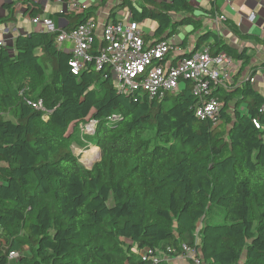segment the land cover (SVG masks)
<instances>
[{"label":"trees","instance_id":"trees-1","mask_svg":"<svg viewBox=\"0 0 264 264\" xmlns=\"http://www.w3.org/2000/svg\"><path fill=\"white\" fill-rule=\"evenodd\" d=\"M125 1L136 21L157 25L144 34L146 45L187 26L199 35L192 53L207 48L248 61L202 32L187 0ZM27 5L28 18L43 14ZM5 8L13 21L16 6ZM67 18L68 32L96 21L93 9ZM57 36L33 31L0 48V264L12 253L19 264H152L141 260L145 250L158 264H178L171 259L185 247L203 264H264V132L254 124L264 126V95L250 79L234 75L213 92L224 104L215 124L196 116L188 80L166 107L169 96L119 95L110 67L90 64L74 75ZM186 46L184 39L177 59L190 56ZM38 101L47 113L29 104ZM113 115L120 119L110 123ZM90 120L96 135L83 139L100 156L86 168L74 149L84 147L81 125Z\"/></svg>","mask_w":264,"mask_h":264},{"label":"built area","instance_id":"built-area-1","mask_svg":"<svg viewBox=\"0 0 264 264\" xmlns=\"http://www.w3.org/2000/svg\"><path fill=\"white\" fill-rule=\"evenodd\" d=\"M128 1L132 5L138 4L137 0ZM85 10L88 9L80 0H71L68 4L69 13H82ZM253 16L254 14L251 19ZM31 22L41 28L42 32L58 34V47L67 42L72 44L71 70L74 75L78 76L87 70L90 64L97 70L110 67L119 95L142 93L159 100L170 94L178 95L184 88L185 80H188L192 83L193 95L199 100L196 116L201 120L218 123L224 104L213 97V92L218 88H229L236 75L235 62L227 53L212 55L209 49L204 48L196 53L190 51L188 58L177 59L181 50L174 38L154 45L145 44V31L142 24L134 19L131 10L119 22L100 25L91 20L70 32L58 29L48 14L38 15ZM7 46V40L0 33V48ZM175 59L177 60L174 62ZM248 79L255 83L253 77ZM29 104L36 110L46 112L42 101ZM261 111L264 112V105ZM119 119L118 115H113L109 122L114 123ZM254 124L264 132V126L259 121L255 120ZM97 127L98 123L90 120L81 125V130L85 135L94 137ZM184 249L183 256L171 260L185 259L191 264H203L195 249ZM152 254L151 250H145L141 254V260L144 263L152 261V264H158L160 259ZM19 258V253H12L9 260Z\"/></svg>","mask_w":264,"mask_h":264},{"label":"crops","instance_id":"crops-1","mask_svg":"<svg viewBox=\"0 0 264 264\" xmlns=\"http://www.w3.org/2000/svg\"><path fill=\"white\" fill-rule=\"evenodd\" d=\"M142 0H138L140 3ZM171 1V0H161ZM194 8L193 17L203 24L202 32H215L218 37L232 47L237 53H244L248 61L235 60V73L240 74L238 77L241 81L248 78H254L253 88L264 95V85L257 87L258 76H264V0H187ZM28 2L39 4L44 15H49L58 29L73 27L71 20L67 18L68 2L65 0H0V33L7 40L8 46H13L14 41L21 35H27L33 31H40L32 24L31 19L26 16ZM80 3L93 9L96 15V21L100 25L107 22H117L124 19L130 11V7L124 0H80ZM16 6L14 20L6 21L9 11L6 5ZM129 7V9H128ZM115 11V18H111V13ZM254 18L251 19V15ZM151 24V25H150ZM156 23L145 21L142 27L145 31L150 25V34L152 35L157 28ZM192 33L193 28L188 27ZM146 33V32H145ZM147 34V33H146ZM177 34V32H176ZM175 34V35H176ZM198 34V33H197ZM174 35V39L176 36ZM257 38L263 42L259 43L250 39ZM177 39V38H176ZM175 42L180 47L177 40ZM184 39H187L184 37ZM183 39V40H184ZM60 46L65 51H70L72 44L67 42ZM193 42L187 40L186 52L193 49ZM182 52V51H181ZM10 262L19 264L18 259ZM178 264H191L185 259L178 260Z\"/></svg>","mask_w":264,"mask_h":264},{"label":"rangeland","instance_id":"rangeland-1","mask_svg":"<svg viewBox=\"0 0 264 264\" xmlns=\"http://www.w3.org/2000/svg\"><path fill=\"white\" fill-rule=\"evenodd\" d=\"M137 2H138V0H137ZM128 9H129V7H128ZM150 25L147 27V29H145V32L147 34L151 33L150 32ZM155 27H156V24L154 25V28ZM36 28L39 29V27H36ZM175 36L177 38V39L176 38L175 39L177 40V42H179V44H181L183 42L184 37H186L189 42H193V44H195L197 42V40H198V37H199V35L197 33H191L187 26H180L178 28L177 34ZM62 46L65 47V45H61V47ZM201 50L202 49H200L199 51H201ZM257 83H258V85H257L258 88H259V86L261 84L264 85V76L263 77L258 76ZM174 99H175V95L170 94L169 95V100L166 103V107H170L173 104ZM240 110H241L242 113H245L246 112V104H242L241 107H240ZM83 134H81V136H82L81 138L83 140L84 147L82 149L81 148H75L74 149V153H75L76 156H78V158L80 159V162H82L86 166V168H91L97 162V160H98V158L100 156L99 148L95 144L88 143L87 140H84L83 138L86 135H85V133H83ZM91 149L92 150L96 149L97 152L89 153L88 151L91 150ZM135 252H136L135 253L136 256H135L134 260H135L136 263H138L139 259H140V255L142 253L139 255V253H137V251H135ZM12 261H15V260H10V262H12ZM14 263L15 262H13L11 264H14Z\"/></svg>","mask_w":264,"mask_h":264},{"label":"bare ground","instance_id":"bare-ground-1","mask_svg":"<svg viewBox=\"0 0 264 264\" xmlns=\"http://www.w3.org/2000/svg\"><path fill=\"white\" fill-rule=\"evenodd\" d=\"M88 152H89V153H91V152H92V153H95V152H97V150H96V149H94V150L91 149V150H89ZM90 163H91V162H90Z\"/></svg>","mask_w":264,"mask_h":264},{"label":"water","instance_id":"water-1","mask_svg":"<svg viewBox=\"0 0 264 264\" xmlns=\"http://www.w3.org/2000/svg\"><path fill=\"white\" fill-rule=\"evenodd\" d=\"M98 160H99V158H98ZM98 160H97V161H98ZM81 163H82V162H81ZM82 164H83V163H82Z\"/></svg>","mask_w":264,"mask_h":264}]
</instances>
